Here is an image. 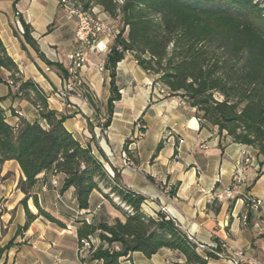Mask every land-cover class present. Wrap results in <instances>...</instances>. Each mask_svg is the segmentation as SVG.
Returning <instances> with one entry per match:
<instances>
[{"label": "crops", "instance_id": "0c3cea01", "mask_svg": "<svg viewBox=\"0 0 264 264\" xmlns=\"http://www.w3.org/2000/svg\"><path fill=\"white\" fill-rule=\"evenodd\" d=\"M92 9L96 16L109 19L98 7ZM19 18L28 25L37 51L14 34L13 23ZM76 27V18H67L57 0H0V40L22 79L33 81L44 92L48 108L65 117V129L83 146L90 147L108 173L116 169L122 183L145 198L143 212L153 217L166 213L196 242L226 240L263 258L264 225L260 221L264 220V163L259 164L261 158L256 150L219 136L211 125L204 123L200 127L194 109L179 97L160 94L152 84L153 77L138 66L129 52L116 63L113 83L119 99L113 102L107 135L100 136L99 124L107 117L111 87L109 71H98L96 64L105 62L108 51L98 55L86 52L83 94L75 90L63 102L54 93L65 78L66 55L78 46ZM8 81L9 72L0 69V106L7 122L15 124L19 118L39 121L38 111ZM138 123L144 125L141 136H137ZM127 140L136 171L120 166ZM236 169L241 180L234 188L232 173ZM20 178L23 175L15 161L2 164L0 246H7L5 264H96L88 259L80 261L76 221L92 215L121 218L120 213L97 191L90 194L88 209L80 211L72 188L59 194L57 188L40 182L32 194H36L40 207L65 227L38 216L26 230H21L25 212L21 203L24 194L17 189ZM57 178L60 181V176ZM227 189L232 190L230 197L225 194ZM246 196L260 199L262 206L250 209ZM26 206L31 213H37L31 198ZM245 214L248 220L243 223ZM132 263L185 264V259L177 251L161 248L150 258L134 252ZM206 264L225 262L210 257Z\"/></svg>", "mask_w": 264, "mask_h": 264}, {"label": "trees", "instance_id": "16d2710c", "mask_svg": "<svg viewBox=\"0 0 264 264\" xmlns=\"http://www.w3.org/2000/svg\"><path fill=\"white\" fill-rule=\"evenodd\" d=\"M74 1L83 10L98 7L119 29L104 62L111 87L104 126L109 125L113 102L119 99L113 83L116 63L129 52L153 77L152 84H160L169 96L181 98L194 109L200 127L206 123L215 127L219 136L255 149L261 158L259 164L264 163V0ZM19 21L24 41L37 51L28 25L21 18ZM0 69L9 72L13 87L17 85L16 93L38 111L40 118L33 122L19 118L10 124L0 106V168L13 160L23 175L17 182V189L24 194L21 230L38 216L65 227L43 210L32 194L34 186L43 182L57 188L59 194L72 188L80 211L88 209L89 196L97 191L121 215L113 219L92 215L76 221L81 262L133 264L134 252L150 258L161 248L179 252L185 264H206V258L213 257L209 252L206 258L200 255L165 213L153 217L143 212L145 198L127 188L116 169L111 176L90 147L74 139L63 126L65 117L48 108L44 92L33 81L22 79L1 40ZM128 143L124 152L131 159ZM158 150L159 145L153 157ZM29 198L36 214L26 206ZM6 248L0 246V264H5Z\"/></svg>", "mask_w": 264, "mask_h": 264}, {"label": "built area", "instance_id": "2783aa9c", "mask_svg": "<svg viewBox=\"0 0 264 264\" xmlns=\"http://www.w3.org/2000/svg\"><path fill=\"white\" fill-rule=\"evenodd\" d=\"M57 1L59 5L64 9L67 18L74 17L77 20L75 38L78 42V46L66 55V59L68 61L67 75L63 79L62 84L59 87H56L54 90L55 95L64 102V100L69 98L75 90H78L80 94H83L84 92L82 71L87 60L86 52L89 51L98 55L109 51L107 45L110 41L114 40V38L119 33V29L114 20L110 18L102 19L96 16L93 9L83 10L81 6L74 0ZM13 30L15 31L18 37H23L24 29L18 20H15V22L13 23ZM96 68L98 69V71H103L104 62H97ZM8 83L13 86L11 81H8ZM153 85L154 87H156V90L160 94L166 97L169 96L166 89L160 86V84L155 83ZM14 89H17V85L14 86ZM17 114L21 115L19 112H17ZM104 121L105 120H101L99 124L100 136H105L108 133V127L103 125ZM143 128V124H137V136H141ZM172 145L175 146L176 144ZM120 158L121 167L128 168L131 171L137 170L124 151L121 152ZM109 174L111 176L113 175L112 172H109ZM240 180L241 173L239 169H236L232 173V181L234 188ZM51 183L53 186H56L57 184L55 179H52ZM231 192V189H227L225 192L226 196L230 197ZM245 200L248 203L249 208L252 210H257L262 206V201L258 198L246 196ZM163 210L164 208L161 209V211ZM242 221L243 223H246V214L242 216ZM260 223L264 225V220H261ZM254 226L258 227V223H255ZM186 236L188 240L194 243L195 250L198 253L202 254V256L204 257L205 253L209 252L212 254L213 257L222 259L225 264H264V255L263 258L251 255L244 251L242 248L233 244L232 242L226 240H214L209 244H204L201 242H196L191 234H187Z\"/></svg>", "mask_w": 264, "mask_h": 264}, {"label": "rangeland", "instance_id": "374dc122", "mask_svg": "<svg viewBox=\"0 0 264 264\" xmlns=\"http://www.w3.org/2000/svg\"><path fill=\"white\" fill-rule=\"evenodd\" d=\"M121 0H117V2H120ZM107 191V190H106ZM111 198L115 201V202H118L119 203V201L117 200V199H115L114 197H112L111 196Z\"/></svg>", "mask_w": 264, "mask_h": 264}]
</instances>
